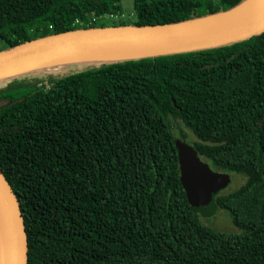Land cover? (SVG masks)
Masks as SVG:
<instances>
[{
    "label": "trees",
    "instance_id": "obj_1",
    "mask_svg": "<svg viewBox=\"0 0 264 264\" xmlns=\"http://www.w3.org/2000/svg\"><path fill=\"white\" fill-rule=\"evenodd\" d=\"M247 0H133L134 26L201 20ZM121 0H0L4 51L110 22ZM0 87V170L27 264H264V32L216 48L67 64ZM181 121L197 138L176 137ZM247 182L219 193L242 231L210 229L180 156ZM231 177V175H230Z\"/></svg>",
    "mask_w": 264,
    "mask_h": 264
},
{
    "label": "water",
    "instance_id": "obj_2",
    "mask_svg": "<svg viewBox=\"0 0 264 264\" xmlns=\"http://www.w3.org/2000/svg\"><path fill=\"white\" fill-rule=\"evenodd\" d=\"M238 8L201 20L78 29L33 39L0 51V77L10 78L9 73L17 67L51 56L113 49L168 50L130 58L148 57L216 48L264 32V10L242 19L212 21ZM180 157L181 183L192 209L199 216L215 215V199L231 183L230 175L213 170L197 154L184 153ZM0 212L7 237V264H27V236L20 204L1 170Z\"/></svg>",
    "mask_w": 264,
    "mask_h": 264
},
{
    "label": "bare ground",
    "instance_id": "obj_3",
    "mask_svg": "<svg viewBox=\"0 0 264 264\" xmlns=\"http://www.w3.org/2000/svg\"><path fill=\"white\" fill-rule=\"evenodd\" d=\"M264 10V0H248L243 6L237 10L224 14L221 17L212 21H227L242 19L250 17L258 12ZM166 49H113L105 51H88L70 53L58 56H51L45 59L30 62L17 67L13 70L10 76L18 74H25L33 72L34 70H42L50 67H60L67 64H80L82 66L89 64H101L103 62L118 61L124 58H130L133 56L147 55L158 52H166ZM9 76V75H5ZM3 76L0 77V82L3 80ZM6 78V77H5ZM0 264H7V237L4 226V221L0 212Z\"/></svg>",
    "mask_w": 264,
    "mask_h": 264
},
{
    "label": "rangeland",
    "instance_id": "obj_4",
    "mask_svg": "<svg viewBox=\"0 0 264 264\" xmlns=\"http://www.w3.org/2000/svg\"><path fill=\"white\" fill-rule=\"evenodd\" d=\"M121 1H122V7H123L122 13L120 14L118 13L117 15H115L113 19L107 18L110 21L108 23H112V21H114L115 23L126 21L128 23L127 26H134L133 22L135 21V11L133 8V0H121ZM104 19H106V16L104 17ZM118 26L119 24L116 27ZM107 27H114V26L110 25ZM3 47H4V43L0 41V49H2ZM54 67H50V68H46L42 70L49 72V73L59 72L58 71L59 69L54 68ZM42 70H36V71H42ZM18 75H22V74H18ZM3 77H4L3 80L0 82V87L5 86V84L7 83L9 79L6 76H3ZM171 125H172L173 133L176 137L183 139L184 141L189 142V143L197 140L196 136L188 128H186L181 121L174 120ZM230 175H231V183L224 190L220 192L221 194L234 192L238 190L240 187H242L247 182V177L244 175H241L235 172H230ZM200 222L206 227L216 230V231L231 233V234L242 233V231L239 230L233 224L231 213L228 210L223 209V208H218L217 212L213 216H209V217L201 216Z\"/></svg>",
    "mask_w": 264,
    "mask_h": 264
},
{
    "label": "built area",
    "instance_id": "obj_5",
    "mask_svg": "<svg viewBox=\"0 0 264 264\" xmlns=\"http://www.w3.org/2000/svg\"><path fill=\"white\" fill-rule=\"evenodd\" d=\"M114 17H115V15H110V16H109V18H112V19H113ZM106 18H108V17H106ZM103 19H104V17H103Z\"/></svg>",
    "mask_w": 264,
    "mask_h": 264
}]
</instances>
